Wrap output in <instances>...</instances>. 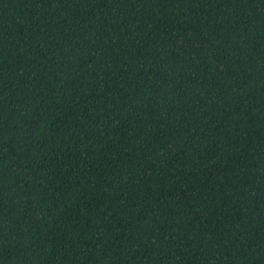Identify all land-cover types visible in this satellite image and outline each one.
I'll use <instances>...</instances> for the list:
<instances>
[{"label": "trees", "instance_id": "1", "mask_svg": "<svg viewBox=\"0 0 264 264\" xmlns=\"http://www.w3.org/2000/svg\"><path fill=\"white\" fill-rule=\"evenodd\" d=\"M0 264H264V0H0Z\"/></svg>", "mask_w": 264, "mask_h": 264}]
</instances>
